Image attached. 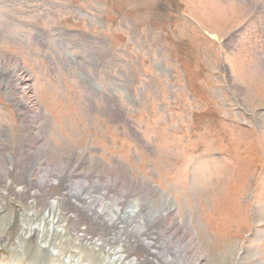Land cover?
<instances>
[{"label":"rangeland","instance_id":"rangeland-1","mask_svg":"<svg viewBox=\"0 0 264 264\" xmlns=\"http://www.w3.org/2000/svg\"><path fill=\"white\" fill-rule=\"evenodd\" d=\"M0 264H264V0H0Z\"/></svg>","mask_w":264,"mask_h":264},{"label":"bare ground","instance_id":"bare-ground-1","mask_svg":"<svg viewBox=\"0 0 264 264\" xmlns=\"http://www.w3.org/2000/svg\"><path fill=\"white\" fill-rule=\"evenodd\" d=\"M47 168V167H46ZM49 169V168H48ZM70 174H72V172L70 173ZM81 179V178H80ZM97 181V180H96ZM53 182V181H52ZM80 182V180H78V179H75V183H79ZM94 182V181H93ZM71 183V185H73L74 186V182L72 183V182H70ZM88 183V182H87ZM99 184V182L97 181L96 182V184ZM52 184H56V182H53ZM70 187V186H69ZM84 187H85V185H84ZM71 188V187H70ZM74 188V187H73ZM72 189V188H71ZM90 189V188H89ZM91 189H92V187H91ZM18 191V190H17ZM20 191V190H19ZM75 191V192H74ZM81 191V190H80ZM103 191V190H102ZM71 192V194H73L74 196H80L79 195V191H77V190H73V191H70ZM89 192V191H88ZM97 193V192H96ZM127 193V192H126ZM101 194V193H100ZM106 194V193H105ZM128 194V193H127ZM93 195V194H92ZM102 195H104V194H102ZM67 196V195H66ZM105 196V195H104ZM111 195H109V197H110ZM94 197V196H93ZM99 197V199H98V201H99V206L98 207H96L95 209H96V212H97V214L99 215V214H102V209L104 208V205L102 204V201H103V198H102V196H98ZM128 197V196H127ZM111 198H114L115 200V202H118V200H120L119 202H123V201H121L122 199H118L117 197H115V196H111ZM75 199V198H74ZM87 202H86V204H88L87 205V207H83V209L85 210V208H86V212H87V216H92V215H94L95 213L93 212V205H92V196H90V195H85V198H84ZM138 200V199H137ZM106 201V200H105ZM112 201V200H111ZM135 201V200H134ZM110 202V201H109ZM132 202V201H131ZM134 203V202H133ZM94 204V203H93ZM114 204V203H113ZM118 204V203H117ZM123 205V204H122ZM132 205V204H131ZM135 205V204H134ZM113 208H114V211H115V213H113L112 214V218L110 219V221L111 222H114L115 220H117L118 219V214L121 212V209H120V207H118V206H112ZM134 208V207H133ZM105 209H108L106 206H105ZM138 211V207H135L133 210H131V213H135V212H137ZM125 213V212H124ZM127 213V212H126ZM138 213V212H137ZM97 214H95V215H97ZM141 214V213H140ZM144 217V216H143ZM91 218V217H90ZM92 218H94L93 216H92ZM139 218V217H138ZM104 221V220H103ZM107 221V220H106ZM120 221V220H119ZM112 224V223H111ZM39 227H41V226H39ZM120 230V229H119ZM60 231V230H59ZM63 231V230H62ZM82 237H83V235H82ZM78 240V239H77ZM82 241H91L90 240V238L86 235V237H85V235H84V239H82Z\"/></svg>","mask_w":264,"mask_h":264}]
</instances>
